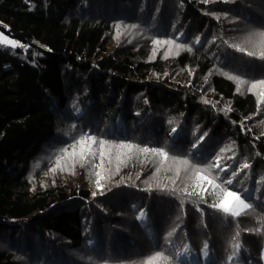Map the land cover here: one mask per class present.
I'll return each mask as SVG.
<instances>
[{"label":"trees","instance_id":"16d2710c","mask_svg":"<svg viewBox=\"0 0 264 264\" xmlns=\"http://www.w3.org/2000/svg\"><path fill=\"white\" fill-rule=\"evenodd\" d=\"M0 33L22 45H0V264H264V0H0ZM89 132L168 158L113 149L96 168L98 144L87 164L72 147ZM197 170L252 207H211Z\"/></svg>","mask_w":264,"mask_h":264},{"label":"snow or ice","instance_id":"6c2138e0","mask_svg":"<svg viewBox=\"0 0 264 264\" xmlns=\"http://www.w3.org/2000/svg\"><path fill=\"white\" fill-rule=\"evenodd\" d=\"M135 27V26H133ZM264 35V34H262ZM162 41H160L159 39L155 40L154 43L155 44H160ZM199 42V38H197V43ZM164 43H168V44H172L174 43V41L168 40V41H164ZM0 45L2 46H7V47H11V48H16V47H21L22 45L19 44L18 41L14 40V39H9L8 37L4 36L2 33H0ZM179 47V46H178ZM237 50L239 51H244L243 48H238ZM248 56H254L255 53L252 51H248L246 53ZM259 58L261 60H264V50H262L259 53ZM251 89H257L259 88V95L261 97H264V79L261 80H257V81H253L251 83ZM260 104H264V99H261ZM79 110L77 109V112ZM241 130H244V126L241 125ZM177 133V129L176 128H172L171 130V134H176ZM203 137L200 138L201 142H203ZM75 144H79L80 145V152H79V158L84 162V164L89 163L92 160L96 159L97 153L93 152L91 149L94 145H99V149H98V155H99V164H95L93 165V167L96 168H100L103 167V163H104V159L106 154L111 157L113 155V149L116 150H128V154L131 155L132 154V150L135 148L137 149V151L142 152V153H154L158 156L163 157L164 159L168 158V152H166L163 148L160 147H143L140 148L139 146L136 145H132L130 143H121L118 145H112L111 148L108 147V142L103 140V139H98L95 135L89 133H85L84 135H81L78 140H76L74 142V144L72 145V147H75ZM194 147H198V146H194ZM65 151H67V149H65ZM121 155V153L119 151L116 152V156L117 158H119V156ZM72 159H73V163L75 162V158L77 157V153L75 151H73L71 153ZM110 159H109V163H110ZM185 163H187V161H185ZM84 164H82L81 166L83 167ZM216 167L218 169H220V171L222 172H226L227 169L220 168V160L219 158L217 159V163H216ZM243 168H249L250 166L245 163L242 166ZM110 171V170H109ZM192 174V170L191 169H187L185 170V177H190V175ZM236 172L232 173V176L235 177L236 176ZM95 175L98 177L96 180V184L97 187L102 189L103 185L101 184V180L104 179L103 176H101L100 172L97 171L95 173ZM195 175V184L193 185L194 190L198 189V192H195V194H203L201 195V198H204V195H206L208 193V191L210 189L219 190V195H220V200L217 203H214L211 205V207L213 208H218L220 210H222L224 213H228L231 214L232 216H239L241 215V212L247 209H250L252 207V205L248 202H246V199L244 197H242V194L238 191H234L231 190V188L229 187H224L223 184H217L216 180L219 179V177H211L210 175H206L203 174L202 172H200L199 170L195 171L194 173ZM177 180H180L179 175H177V177L175 179L172 180V183H176ZM227 185H232L233 184V180L232 179H228L226 182ZM96 192H93L92 195L93 197L96 196ZM189 195H192L194 193H188ZM235 248L239 249L240 245H234ZM205 248H207V245H205ZM157 255L159 256L160 253H157ZM179 255L181 254H177V256L179 257ZM205 255H207V252H205ZM149 264H151V261H149Z\"/></svg>","mask_w":264,"mask_h":264},{"label":"rangeland","instance_id":"374dc122","mask_svg":"<svg viewBox=\"0 0 264 264\" xmlns=\"http://www.w3.org/2000/svg\"><path fill=\"white\" fill-rule=\"evenodd\" d=\"M156 14H158V11L156 10ZM180 23H181V21H180ZM130 32H125V35H128ZM10 39V38H9ZM148 42H150V39L148 40ZM154 46H156V44L154 45ZM156 51L157 50H154V53L156 54ZM153 56H154V54H153ZM75 84H77V82L75 83ZM160 89V88H159ZM136 94H138V92H136L135 93V95L134 96H132V97H130L126 102H132V101H134V99L135 100H137V95ZM212 94V91H209L208 92V95H211ZM143 97V95H141V98ZM139 109V111H140V113H141V111H143V109L144 108H142L141 106L138 108ZM136 113L138 112V111H135ZM136 113L134 114V115H136ZM137 118H135L134 117V120H136ZM106 128V126H104V129ZM139 193H140V191H139ZM139 193H137V192H132V193H130V194H128V196L130 197L129 198V200H131L132 198H138V194ZM137 194V195H136ZM146 194V193H145ZM130 206V205H129ZM187 208V207H186ZM100 210V207L99 206H97V207H92V209H91V211H90V214H92V217L94 218V217H99L100 218V214H99V210ZM129 216L132 218V214L130 213L129 214ZM132 223H133V221H123L121 224L123 225V228L125 229L126 228V230L129 232V234H132L133 233V230L131 229V226H132ZM218 226H221V224H218ZM139 229H140V227H139ZM220 231V235H218L217 237H219L220 238V240H219V242H220V245H228V246H233L232 245V243H231V241H229L228 240V237H227V233L225 232V230L224 231H222V230H219ZM178 237V235L175 237L173 234L171 235V237L170 238H166V239H164V240H162V242L160 243L161 244V247L162 248H165V247H171V250H172V252L173 253H178V250L176 249V247L178 246V244H174L173 242H172V240L173 239H176ZM65 240H63L62 239V237H60V238H58L57 239V241H56V243H63Z\"/></svg>","mask_w":264,"mask_h":264},{"label":"bare ground","instance_id":"6f19581e","mask_svg":"<svg viewBox=\"0 0 264 264\" xmlns=\"http://www.w3.org/2000/svg\"><path fill=\"white\" fill-rule=\"evenodd\" d=\"M196 217V216H195ZM68 238V237H67ZM50 253V252H49ZM108 259V258H107Z\"/></svg>","mask_w":264,"mask_h":264}]
</instances>
